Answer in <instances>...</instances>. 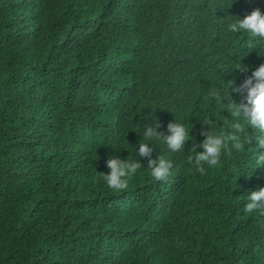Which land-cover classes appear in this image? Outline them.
Instances as JSON below:
<instances>
[{
  "label": "trees",
  "instance_id": "1",
  "mask_svg": "<svg viewBox=\"0 0 264 264\" xmlns=\"http://www.w3.org/2000/svg\"><path fill=\"white\" fill-rule=\"evenodd\" d=\"M256 6L0 0V264H264V214L243 212L247 190L264 186L256 141L203 173L188 162L206 117L231 122L213 90L264 62V44L226 32V14ZM240 59L247 71L225 72ZM150 117L161 134L175 117L194 139L175 153L154 142L164 180L142 164L109 188L106 160H138Z\"/></svg>",
  "mask_w": 264,
  "mask_h": 264
},
{
  "label": "clouds",
  "instance_id": "2",
  "mask_svg": "<svg viewBox=\"0 0 264 264\" xmlns=\"http://www.w3.org/2000/svg\"><path fill=\"white\" fill-rule=\"evenodd\" d=\"M232 2V0H231ZM260 6L251 8L242 18L226 14V32L229 34L243 35L246 37L244 46L251 50L260 49L264 44V11ZM235 17V19H232ZM259 56H264L261 54ZM248 65L243 64L241 59L232 65L230 72L238 69L241 73L247 71ZM224 80V79H223ZM220 91L213 90L211 95L222 109H226L231 117V122L225 128H216L214 121L206 117L202 124L208 125L201 130L203 139L193 145L192 155L188 162L197 171L203 173L204 165L214 167L218 165L222 151L230 149L239 153L244 150L250 140H255V164L264 163V62L252 68L251 74L246 76L242 82L237 84L235 78L224 80ZM242 96V100L234 101L228 95V91ZM158 118L143 124L140 139L134 144L139 159L121 158L112 155L106 160L107 173H103V180L111 189H121L125 186L127 179L137 173L141 165H145L148 174L155 180L162 181L170 169V161L161 155L152 156V146L162 143L168 152L175 153L184 149L186 142L192 137L190 130L193 126L184 123L174 117L167 124V131L161 134L157 131ZM251 128L249 133L246 129ZM200 149V150H198ZM141 157H147V163H142ZM157 195H159L157 193ZM243 212L245 214L260 211L264 214V186L249 189L244 196Z\"/></svg>",
  "mask_w": 264,
  "mask_h": 264
}]
</instances>
